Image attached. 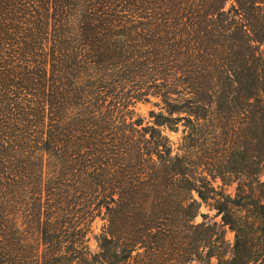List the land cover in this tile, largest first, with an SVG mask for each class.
Masks as SVG:
<instances>
[{"label": "trees", "instance_id": "1", "mask_svg": "<svg viewBox=\"0 0 264 264\" xmlns=\"http://www.w3.org/2000/svg\"><path fill=\"white\" fill-rule=\"evenodd\" d=\"M225 1L0 0V264H264V0Z\"/></svg>", "mask_w": 264, "mask_h": 264}, {"label": "rangeland", "instance_id": "2", "mask_svg": "<svg viewBox=\"0 0 264 264\" xmlns=\"http://www.w3.org/2000/svg\"><path fill=\"white\" fill-rule=\"evenodd\" d=\"M234 5H236L235 0H226L224 9L225 10L232 9ZM133 106H134L133 108L135 109V112L138 114V117L145 118L144 122H146L147 120L152 119L149 116V112L151 110H154L156 112H161L163 104L159 97L151 96L150 100L139 101ZM216 122L219 123V120ZM206 130L207 131H205L204 133L206 134V136H208V140L205 143L202 141V139L200 140L201 141L200 148L201 150L204 149L205 151V152L201 151L202 153L200 157H203L206 153L216 159H219L221 157L226 158L227 156L229 158L230 154L232 152H235L236 149H238L239 154L242 151L240 147H235V145H242L244 143L243 138L241 137L234 138L233 142H235V145H233V142L229 144L230 141L228 142L227 140H225L226 137H224L223 135H220L223 133L221 130L220 131L222 133L213 132L211 129H208V128ZM166 131H167V134L170 136V138L173 140L175 148H177L180 144L183 143L185 127L182 123L179 124L177 131H171L169 129H167ZM225 149H227L228 153H226ZM263 178H264V173H263ZM214 185L220 191H223L226 195L234 196L235 189H236V183H230L229 185L225 186L223 182L221 181V179L217 178L214 180ZM211 204H212V201L204 202L200 200L199 213H197L194 221L196 223H205L209 225L212 228L213 232L215 233L214 234L215 242L218 239L216 238L218 237V235H223L224 240L222 242L216 243L217 246L218 247L223 246L222 250H224V252L226 250H231L235 243L236 232L230 227V225L224 224L223 219H222V214L219 213L218 210L215 207H213ZM105 223H106V219L104 218V213L96 216L95 219L93 220L92 233H90V241H89L90 248L93 251L98 250V236L101 233L102 228L105 225ZM202 254L203 256L205 255L204 253ZM200 255H201V252H200ZM228 256H229V253L227 254V257ZM187 257H188V260H186L184 264H204V261H202V259H200L197 254H192L190 256H186V258ZM189 257H192V260H189ZM213 261H215V259Z\"/></svg>", "mask_w": 264, "mask_h": 264}]
</instances>
